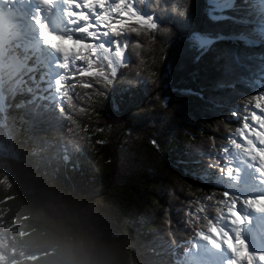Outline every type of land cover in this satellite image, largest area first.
<instances>
[{
    "label": "trees",
    "instance_id": "1",
    "mask_svg": "<svg viewBox=\"0 0 264 264\" xmlns=\"http://www.w3.org/2000/svg\"><path fill=\"white\" fill-rule=\"evenodd\" d=\"M137 7L169 16L174 42L162 52L146 34L122 39L120 75L105 99L81 87L92 78L68 76L72 102L85 109L76 113L82 144L54 91L0 90V264H198L205 239L196 229L213 221L222 228L225 207L236 206L239 182L226 179L230 141L254 110L242 101L264 85V6ZM212 97L223 107L206 102Z\"/></svg>",
    "mask_w": 264,
    "mask_h": 264
},
{
    "label": "snow or ice",
    "instance_id": "2",
    "mask_svg": "<svg viewBox=\"0 0 264 264\" xmlns=\"http://www.w3.org/2000/svg\"><path fill=\"white\" fill-rule=\"evenodd\" d=\"M161 3L167 5L168 0H161ZM35 5V9L27 13L17 8L16 0H0V90L27 87L29 90L35 88L37 92L45 88L47 92L54 91L58 110L69 122L68 130L79 145L84 141L81 135L84 129L76 113L85 109H76L72 102L70 92L73 86L67 82V73L71 71L73 77L81 79L92 78L94 83H83L81 87H95L94 97L105 99L113 78L120 75L117 65L123 63L122 39H127L129 34H146L159 50L166 52L174 42L172 29L176 25L169 16L138 8L137 0H114V3L109 0H59L58 11L57 0H35ZM74 34L80 35L74 38ZM94 97L87 96L89 100ZM199 98L205 100L202 93ZM243 101L242 108L254 109L243 116L242 127L236 129L244 143H237L235 139L230 142L237 154L257 162V171L264 173V85ZM206 102L218 108L224 103L216 97L208 98ZM161 106H166L163 101ZM229 115L241 120L236 110ZM249 137H254L261 147H256ZM151 143L156 145L157 141L153 139ZM233 171L238 170L229 166L227 174L231 176ZM224 195L227 198L232 194ZM245 204L260 207L255 197L246 200ZM224 211L229 217L228 222L234 225L232 232L213 221L206 228H197L196 234L215 247L226 246L233 253L232 264H264V253L249 251L242 235L240 226L245 216L240 213L239 201L235 207L227 204Z\"/></svg>",
    "mask_w": 264,
    "mask_h": 264
},
{
    "label": "rangeland",
    "instance_id": "3",
    "mask_svg": "<svg viewBox=\"0 0 264 264\" xmlns=\"http://www.w3.org/2000/svg\"><path fill=\"white\" fill-rule=\"evenodd\" d=\"M25 0H16V6L17 8L26 9L27 5ZM214 6H217V9L224 10L228 7H231L235 0H212ZM110 3H114V0H109ZM98 10V9H97ZM78 37V36H77ZM114 52V50H113ZM51 58V57H50ZM72 74V72H71ZM257 114L259 115V111L257 110ZM253 127H256V125H252ZM250 139L254 140V137H249ZM236 141L238 143L243 144L244 140H242L240 137L236 138ZM256 147H261V145L254 140ZM231 158V164L233 168L238 169L239 171L237 173L231 174V176L227 175L226 179L234 181V183L239 182V188L235 189L233 191L234 196L236 200H234V203H237L239 201V210L242 215L245 216V221H251L252 216L256 213L261 212L260 210L264 206V173H260L257 171V162L248 159L246 156H241L237 154V150L232 152L230 155ZM246 176V181L242 182V177ZM245 183V184H243ZM255 188L256 192L253 191ZM245 190H248V192H245ZM249 193V196L247 194ZM255 197L259 201V208H253L250 205H246V200H251V198ZM101 202V200L97 202H91L87 203L83 209V212L85 214L84 217H90L93 216L94 208L98 205L97 203ZM49 203L52 205H55L54 201H49ZM229 218L226 219L225 225L222 227V229H227L228 231L232 232L234 225L230 224L228 222ZM244 221V222H245ZM243 225V224H242ZM240 226L242 230V235L244 239L247 241L249 245V231H251V228L249 226ZM234 235V232H233ZM67 249L69 250V253H73L75 248V242L72 238H67ZM71 241V242H69ZM249 251L253 253H264V245H258V247H249ZM224 249L227 253H229V249L224 246L223 244L220 245V247H215L212 244H210L207 240H204V248L203 250L207 252L203 256H200L198 259V264H208L206 256L209 255H215L214 257H217L216 264H232L231 256H226V259H222L217 256V254L220 253V251ZM215 264V263H214Z\"/></svg>",
    "mask_w": 264,
    "mask_h": 264
},
{
    "label": "bare ground",
    "instance_id": "4",
    "mask_svg": "<svg viewBox=\"0 0 264 264\" xmlns=\"http://www.w3.org/2000/svg\"><path fill=\"white\" fill-rule=\"evenodd\" d=\"M253 191L256 192L255 188L253 189ZM245 192H248V190H245ZM247 196H249V193L247 194ZM262 211H264V208L262 209ZM254 219H258V216H255ZM255 227H256V225L253 224L254 235H255L256 239H260V238L262 237V235H261V231H260L258 228L255 230ZM249 233H251V232H249ZM254 235H253V236H254ZM253 236H251V239H253ZM249 238H250V237H249ZM259 243H260V242H259ZM248 246H249V247H256V248L258 247L257 245H254V244L251 242V240H250ZM231 253H232V252H231ZM212 256L214 257L215 255L212 254ZM217 256H218V257H223V256H225V253L220 252L219 254H217ZM233 259H234V256H233ZM233 259H232V260H233ZM208 264H209V263H208Z\"/></svg>",
    "mask_w": 264,
    "mask_h": 264
}]
</instances>
